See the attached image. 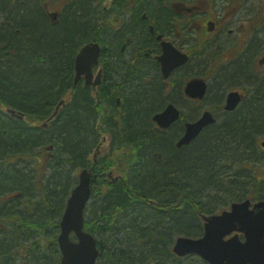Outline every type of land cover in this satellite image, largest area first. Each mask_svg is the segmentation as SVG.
Returning a JSON list of instances; mask_svg holds the SVG:
<instances>
[{
  "label": "trees",
  "instance_id": "1",
  "mask_svg": "<svg viewBox=\"0 0 264 264\" xmlns=\"http://www.w3.org/2000/svg\"><path fill=\"white\" fill-rule=\"evenodd\" d=\"M34 1L0 0V99L4 108L44 117L69 85L73 55L84 43L106 40L111 34L113 40L119 36L123 41V34L129 32L135 39L134 51L140 54L131 61L135 72L131 81L133 74L109 64L113 79L105 94L111 96L113 109L117 96L125 102L123 127L117 128L113 115L110 124L117 130L116 143L127 148L109 152V160L112 166L127 163L131 167L130 183L105 182V196L93 203L95 193L88 205L85 228L97 238L98 264H206L197 256L175 257L172 246L177 236L202 235L199 214H214L228 201L264 200V177L254 175L256 167L261 169L264 163L258 146L264 135V81L235 113L219 119L189 146L176 150L173 140L180 137V124L163 133L151 131L149 115L164 100L158 83L143 85L147 22L129 21L115 34L101 29L115 23L117 17L111 8L104 12L105 0H69L55 24L45 7L38 3L31 6ZM127 1L121 12L134 15L141 2L135 0L140 4L132 6ZM176 1L163 0L164 8L158 6V25L168 26L170 18L171 25L177 27ZM35 12L42 19L37 16L39 20L24 22ZM246 66L241 61L223 69L213 83L212 89L218 93L213 95L219 96L222 87ZM77 95L73 106L63 110L47 131L28 129L0 111V238L12 233L23 241L14 254L0 256V263L10 259L6 264H60L59 224L78 180L77 173L70 175L60 157L68 151L72 161L80 163L78 158L94 140V120L82 116L76 104L84 109L95 107L87 92L78 89ZM67 142L70 147L64 150ZM155 152L165 155L161 164L155 163ZM4 249L0 242V253Z\"/></svg>",
  "mask_w": 264,
  "mask_h": 264
},
{
  "label": "bare ground",
  "instance_id": "2",
  "mask_svg": "<svg viewBox=\"0 0 264 264\" xmlns=\"http://www.w3.org/2000/svg\"><path fill=\"white\" fill-rule=\"evenodd\" d=\"M124 1L125 0H105L103 6L104 12H108L111 8L112 10H115L117 12V17L115 23H108L105 26H102L101 29L106 28L116 34L118 31L123 30V27L126 26L129 21L132 23L139 19L141 22H147V31L144 32L145 36L148 38L147 44H149L153 49L157 48V44L159 43L158 41L162 40L165 33L168 32L172 27V21L170 18L169 25L167 24L168 26L158 25L157 8L159 5L164 8L163 0H158L156 4L149 3V0H140V8H142V10H140V8L136 9V13L134 15H132L130 12H121L120 8ZM127 2L132 6L140 4L135 0H128ZM151 8L152 12L150 13L149 9ZM122 37H124L123 41H121V37L119 36H114L113 40L112 34L106 40L98 39V53L94 54L95 58L92 60V63L86 67L84 71H78L76 66L77 58L84 48L76 50L75 54L73 55V63H75V67L72 66V82L70 84L71 79L69 77V85L65 87L63 91L59 94L57 100L54 102L53 106L44 117H32L31 115L25 112L13 117L8 115V117H10L16 122H23L25 125H27L28 129L38 128L40 130L47 131L52 126L50 124L53 121L57 120L63 110H67L69 107L73 106V104L77 101V99L79 98L77 95L78 89H82L83 91L88 93L89 98L92 101L91 103L95 108L84 109L79 102L76 104V106L81 109L82 116L90 117V120H94V140L91 139L90 143L87 145L83 157L78 158L79 160H81L80 163H76L75 161L73 162L72 155H70L68 151H63L60 160L62 164L66 165V168L69 171L70 175H75L76 173L77 175H81L84 171H86L87 174L92 177L90 182L91 200L93 199V196L96 193L93 203L96 202V199L100 197L103 198L105 196L103 185L105 184V182H112L116 184L118 182H128L130 180L128 174L131 167L130 165L128 166L127 163H121L112 166V160H109L112 159L109 152H115L116 148V150L119 149L120 151L123 149L127 150V148L121 149L119 143H116L114 135L117 133V130L115 127H112L109 119L111 115H113L114 122L118 126L117 128L121 129L123 127L122 118L124 116V99L121 96H117L113 109V102L111 100L112 98H110L111 96L108 95V93H106L105 96L103 95L101 100H99V95L97 94L99 88H103L104 90L107 84L110 83V80L113 79L111 73H103L102 70L99 69L100 67L107 68L110 63H115V65L118 64L120 68L125 69L127 71V74H133L129 76V81H131V79H135V72L131 67V61L133 62L134 58H137V56H139L140 54L139 52H137V55L133 57V54L135 52L134 48L133 46L127 45L126 43L122 44L119 47V45L125 41H131L129 43L135 42L134 37L129 34V32H125ZM223 37H221V41ZM258 39H264V31L260 32V36L258 37ZM117 47L121 49L118 52L116 51ZM162 49L163 51L161 55L155 54L156 56L158 55L157 57L155 56L157 61L155 60V57L153 61H143V65H148L149 67L147 71L144 70L143 72L146 75V77H144L143 85H152L154 84V82L158 83V85L161 86L162 90L161 97L164 100L160 105L158 104L159 106L155 110H152L149 115L151 131H155L156 128L160 126L158 119L165 114L167 109L170 107L171 101L175 99V88L172 90H168L164 84H162L156 79V77L159 76L157 62L161 66V72L162 75H164V78L165 71L168 68V60L170 58L169 48L162 47ZM146 51H148V47L143 48L142 56ZM214 66V63H209L206 65L205 70L207 69V76H211L213 74ZM27 78L29 79V77H26V79ZM136 79L138 80V78ZM88 87H92V90H85V88ZM119 101L120 104L118 105ZM25 118L26 121H24ZM84 120L90 123V120L88 118H84ZM177 124H180L179 134L181 135L183 129L188 123L185 121H175L172 124V127L176 126ZM105 128H107L108 130H105ZM174 141L175 138L173 140V144ZM69 147L70 142H67L64 144L63 149L65 150ZM49 149L51 150L52 148ZM132 149H134V147H132ZM128 150L132 151L131 149ZM155 153L161 156L160 158H154L155 163L161 164L165 155L162 152ZM65 179L66 181H68L67 178ZM93 180H95L96 185L94 184ZM72 181L73 178L72 176H70V184L72 183ZM94 185L97 189L94 188ZM67 186H69V184ZM101 207L106 208L105 205H102ZM87 218L88 214L87 211H85L84 225L86 224ZM0 242L3 248H5L4 251L0 253V256L4 257L7 256L11 251L13 252L11 254H14L17 249V246L23 243V241H21L18 237L14 236L12 233L5 234L2 238H0ZM8 260L10 259H6V261ZM6 261H2L0 264H6Z\"/></svg>",
  "mask_w": 264,
  "mask_h": 264
},
{
  "label": "water",
  "instance_id": "3",
  "mask_svg": "<svg viewBox=\"0 0 264 264\" xmlns=\"http://www.w3.org/2000/svg\"><path fill=\"white\" fill-rule=\"evenodd\" d=\"M98 50L95 44L85 47L77 58V70L84 71L92 63ZM170 64L173 65L174 62L168 60V65ZM186 92L193 98L202 99L206 93V85L201 81H193ZM239 100L237 94H231L226 109L234 110ZM178 119L179 112L170 106L158 122L160 126L168 127ZM211 123H214V119L206 113L198 122L188 124L187 132L177 146L191 143ZM90 182V176L84 171L80 176V183L68 200L58 238L62 252L61 264L97 263L99 251L96 239L84 231V210L90 198ZM250 205L251 202L247 200L234 204L229 213L205 217L204 236L197 240L179 238L174 252L179 256L197 254L209 264H264V202L256 203L252 209ZM234 231L243 233L245 241H241L239 235L225 239ZM72 232L76 234L78 242L71 240Z\"/></svg>",
  "mask_w": 264,
  "mask_h": 264
},
{
  "label": "flooded vegetation",
  "instance_id": "4",
  "mask_svg": "<svg viewBox=\"0 0 264 264\" xmlns=\"http://www.w3.org/2000/svg\"><path fill=\"white\" fill-rule=\"evenodd\" d=\"M192 1L195 4H191V6L183 2L177 3V27L174 28L172 26L170 30L165 33L163 39L158 41L159 43L157 44V48L153 49L149 44H146L144 47H148V51H146L143 55L144 62L153 61L154 57L156 56L155 54H162V44L164 42H170L173 44L177 52H179L181 55H186L188 57L187 63L185 65L175 68L171 75L168 77V79H165L164 75H162L161 66L157 62L159 76L156 77V79L162 84H164L168 90H172L175 88V99L172 100V103L176 107H179L182 110L184 118L189 120L196 119L197 113L202 107L200 101L188 98L185 93V88L188 81L197 78L196 76L198 75V71H196V58L198 55H203L206 54V52L212 51V49L223 48L224 42L221 41V37L226 36V38L234 39L233 37L236 36V39L238 40V46L236 49V56H224L222 60L215 62L214 71L218 73V77L221 74L222 70L230 66L232 63L241 61L247 63L246 68L242 71L246 73V78L244 79L245 83L243 85H239V87H236L234 90H229L228 93L230 91L238 92L240 95H242L244 102L245 98H249L252 96V93H256L257 91H259V87L262 84L261 80L262 78H264V53H262L264 45L262 44L261 40L258 39V37L260 36V27L256 28L255 26H253L245 29L244 25H237L235 29H230L229 26L231 25V18H229L228 15H224V12L213 11L212 2H210L209 0ZM236 1L237 0H223V3L225 4L223 9H229ZM187 14H190V17H185ZM58 21L53 23L57 24ZM210 23L213 24L212 28L214 29V31L212 32L209 31L208 25H210ZM185 26L190 31L192 36H203L202 42L200 41V44H198L197 40L190 36L189 31L183 34ZM129 42L131 41L122 42L120 45L126 43L127 45L133 46V48H135V42ZM234 45H236V43H234L233 46ZM120 50L121 49H119V51ZM134 53L135 55H137L136 52ZM226 59H229V62H224ZM211 63L213 62L210 61V64ZM72 66L75 67V63H73ZM145 67V71H147L149 68L148 65H145ZM99 69L102 70L103 73H112L110 66H108L107 68L100 67ZM254 77L255 80H253ZM224 89H222V93L219 92V96H214L218 93L213 89L210 90V92L208 93V95L211 94V96H213L209 99V101L212 102L213 100V102H217L216 104H218L217 107L212 110L214 112H223L226 115L233 114L238 109L232 113L225 112L224 110L225 102L228 95V93H225L226 91H223ZM251 89L254 91H252ZM85 90L90 91L92 90V87L85 88ZM105 90L106 89L103 90V88L98 89L97 94L99 95V100H101L103 95L105 96ZM205 101L207 100L205 99L204 102ZM183 103L188 104V106L191 108L190 112H184V110L181 108L183 106ZM119 104L120 101L118 102V105ZM0 111L6 115H9L7 113L6 107L4 108L2 106L1 99ZM203 112H205L204 109ZM171 128L172 125L167 130H170ZM105 130L108 129L105 128ZM156 130L162 133L167 131H160L158 128H156ZM176 143L177 136L175 138L174 145H176ZM155 154L156 153H154L153 155L154 158Z\"/></svg>",
  "mask_w": 264,
  "mask_h": 264
},
{
  "label": "rangeland",
  "instance_id": "5",
  "mask_svg": "<svg viewBox=\"0 0 264 264\" xmlns=\"http://www.w3.org/2000/svg\"><path fill=\"white\" fill-rule=\"evenodd\" d=\"M31 1H34V0H31ZM34 3H38L39 5L45 7L47 12L58 13L59 17L61 19V16H62L61 12L63 11V9L66 8L67 4L69 3V0H35L32 3V5L30 4L33 8L35 6ZM38 4H37V6H39ZM39 14L36 13V14H34L35 16H30V17L24 19V22H29L32 19L33 20H36V19L39 20L37 18V16L40 17ZM228 14L231 18V25L229 26L230 29H235L237 25H241V26L244 25V28L247 29L249 27H252V24L256 23V20H257L256 24H258L260 21L264 20V0H237L235 2V4L228 10ZM262 26H263V23L261 24V26H260L261 28L259 30L262 29ZM198 38L202 42L203 36L199 35ZM233 38L234 39H230V38H226L225 36L222 38V41L224 42L223 48L228 47V49H227V51L222 52V53L219 52L216 54H212V56L214 57V60H216V58H219V57H224V56L230 57L231 56L233 44L235 42H238V40L236 39V36H234ZM213 51H214V49H212L211 52H213ZM262 51H263L262 53H264V48L262 49ZM205 58H206V56H201L199 59L196 60V64H197L196 65V68H197L196 71H198V72L202 71V72L207 74V69L205 70L206 65H205V63H203V62H205ZM228 61H229V59H226L224 62H228ZM245 76H246L245 72H242L239 75H236L235 77L232 76L231 79L229 80V82H227L226 84L232 88L239 87V85H243L245 83L244 82V79L246 78ZM253 80H255V77L253 78ZM227 85H226V87H227ZM213 87H214V84H213ZM212 105H214L213 102H210L209 100L202 102V107H201V109H199L200 113H201L203 108L210 107ZM180 107H181V105H180ZM181 108L184 110V112H187V113L190 112V109H191L187 103H183V106ZM261 140L263 141L264 137H261ZM257 176H258V178L264 177V172H261V173L257 172Z\"/></svg>",
  "mask_w": 264,
  "mask_h": 264
}]
</instances>
